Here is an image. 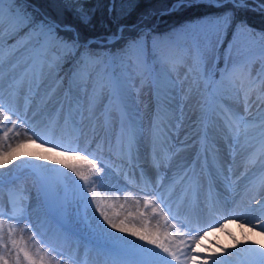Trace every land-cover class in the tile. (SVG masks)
Here are the masks:
<instances>
[{
    "label": "rangeland",
    "instance_id": "1",
    "mask_svg": "<svg viewBox=\"0 0 264 264\" xmlns=\"http://www.w3.org/2000/svg\"><path fill=\"white\" fill-rule=\"evenodd\" d=\"M195 21L188 22L184 28L194 24ZM182 29L180 27L175 35L170 37L171 39H162L161 44L165 52L174 55L183 53L184 55V59L177 60L175 67L171 70V77L175 79L178 85L173 93L175 99L172 101L171 107L165 103L163 92L158 97L153 76L142 65L122 66L118 60L113 63L110 57L99 66L89 65L87 68L79 70L76 68L66 72H60L62 61L59 67L52 69H49L45 64L42 75H38L35 83L30 88L28 80L31 78V72L35 70L40 73L41 71L42 56L39 54V45L34 39L28 41L23 33L17 35L13 40H9L7 25H5L4 32L0 34L2 35L0 49L7 55L10 44L19 42V48L14 55H8L6 60L2 62V66H0V98H2L5 105L13 106L18 111L22 105L26 109L31 108V112L27 114L28 121L33 118L36 121L38 120L37 123L46 127L52 125V128L54 126L61 128L62 132L55 136L57 141L76 142L86 150H91L95 155L83 152H80V154L88 156L89 160L103 161L101 166H109L106 170L111 171L112 175L121 183L127 182L121 175L122 169L115 170L113 167L119 159L124 161L120 158L118 141L124 139V134L127 133L129 128H125V123L121 118V115H124L125 112L123 113L122 110L121 113L120 109V112H118L117 108H121V105L127 103L132 108L143 110L146 113L145 127L147 128L141 129L146 140L153 144L155 139L159 137L155 128L158 122L154 125V117L165 116L164 114H166L168 118H172L170 116L174 114L173 117L184 119L190 115H188L190 110H196L199 113V123H201L199 127L194 128V134L197 138L195 146L198 145L200 154L206 157L205 147L203 146L205 135H207L208 154L215 148L223 150L229 157L235 155L238 150L240 151V159L243 154H250L251 163L247 166L241 164L240 169L242 170L235 172V177L238 178L249 168H253L257 164L264 165V155L260 153L261 144L264 142V128L261 127V124L264 123V68L258 83L249 84L250 79L256 74V71L253 70L259 64V54L264 55V42L257 44L256 38L247 33H240L235 37L233 36L232 41L225 47L222 64L217 66L215 63L217 59L216 50L205 51L203 62L197 63L194 53H190L184 47L186 43L190 45L191 36L186 35ZM149 44H151V40ZM229 45H231L230 50ZM217 47L218 45L216 49ZM55 55L54 52H48V60L50 61ZM226 62L230 74L229 79L221 83L216 89V94L212 95L210 90L204 87L205 81H220L219 72L225 68ZM13 65H17L14 70ZM215 70H218V73ZM78 71L79 75H76ZM26 72L29 76L25 79L22 88L10 87ZM117 76L120 77L119 83L115 79ZM42 80L45 81V85L47 83L50 85L48 90L40 89L38 86L43 82ZM232 81L236 83V88H233ZM197 82L199 87H197ZM246 91H249L247 102L245 98ZM71 93L74 95L73 99L70 98ZM52 95L55 96V102L51 101ZM124 96L127 97V100L123 99ZM75 99H86V102L83 106ZM70 105L73 116L78 110L80 114L83 110L87 112L86 127H82L77 122V125H72V119L68 118ZM221 110H228L244 117L243 121H237L239 124L237 132H228ZM52 112L56 113L59 123L53 119L50 124H47V121L50 120L49 113ZM92 113L94 114L93 117H91ZM5 114L9 113L6 112ZM13 116V121L17 120V117ZM169 123L171 124V121ZM158 124L157 128H159ZM90 126L93 128L89 133L87 128H91ZM8 127H11V124ZM164 128V126L159 128V133L161 130L165 133ZM230 135L232 136L231 140L228 138ZM10 138L11 135L9 140ZM62 151L67 150L62 149ZM158 158L163 161L164 157L158 156ZM22 159H34L37 164L45 163L33 157ZM245 160L248 161V159ZM125 165L129 167L128 162ZM163 168L156 169L162 170ZM64 173L57 166H52L51 169H36L30 165L22 164L21 160L17 161L13 166L11 165V167L0 172V180H2V183H0V212L10 211L9 195L14 192L18 193L23 197L26 215L29 216L33 212H39L46 220L45 229L49 234V239L57 241V244H55L40 238V236L37 237L38 242L46 250L58 258L70 262V264H87L86 260L90 264H103L106 261L113 264V262H116L115 253L108 243L99 241L100 239L97 236L100 235L93 231V225L90 223V218L97 215V213H94V205L90 208L85 202L79 188L72 179L74 175L69 173L65 177ZM58 180L60 183H57ZM250 184L248 188L250 193L243 201V206L245 205L246 208H249L250 201L254 203L255 200L264 198V194H260L264 189H261L259 185L253 187V184ZM49 185L55 187L58 192V200L47 193L46 189ZM133 187L134 191L144 195V192L141 191L142 187ZM253 188L258 190L257 194L259 195H251L253 194L251 193V190H254ZM148 190L152 191L153 188L149 187ZM205 190H208V187ZM210 192L211 190L204 197L199 196L193 200L196 217L200 223H210L218 218V215L209 209L212 206V200L210 199L212 194ZM246 214L251 217L261 215L255 208H249ZM6 218V216H0V219ZM176 220L180 221L184 228L192 233H197L196 229H199V227L186 223V220L184 221L181 216H177ZM8 222L15 223L18 229L23 228L25 224H30L29 221L25 223L27 219L20 221L21 225L17 224L15 220H9ZM79 223H82V225H79ZM244 223L246 227H252V223H249L248 220H245ZM28 230L32 232L33 228L31 227ZM62 230L67 233V236L71 237L62 235ZM261 231H264V229L248 230L240 234L239 237H230L225 246L218 244L213 238L203 239L198 246L202 253L200 257L203 258L205 249L210 254L219 248H225L234 255L231 257L225 256L224 264H241L244 256L242 253H237V249L241 248L245 238L264 243V236L260 235ZM20 234H18V238H20ZM26 236L28 237L27 234ZM236 241H241V245H236L233 248L232 246L236 244ZM9 247H11L10 244ZM107 251L110 253H107ZM99 252L107 254L106 256L101 255V263L94 262L97 260L98 254L100 255Z\"/></svg>",
    "mask_w": 264,
    "mask_h": 264
},
{
    "label": "snow or ice",
    "instance_id": "2",
    "mask_svg": "<svg viewBox=\"0 0 264 264\" xmlns=\"http://www.w3.org/2000/svg\"><path fill=\"white\" fill-rule=\"evenodd\" d=\"M51 7L54 10L47 11L32 5L29 0H0V34L4 32L5 25H7L9 40H13L17 35L23 33L28 41L34 39L39 45V54L42 56L41 71L40 73L35 70L31 72V78L28 80L30 88L35 83L38 75H42L45 64H47L49 69H52L59 67L62 60L74 59L79 70L87 68L89 65L99 66L108 57H111L113 63L118 60L122 66L142 65L145 70L152 74L153 82L157 87L158 97L163 92L165 103L171 107V103L175 99L173 93L178 87L175 79L171 77V70L175 67L177 60L184 59L183 53L174 55L165 52L161 47L162 38L152 37L151 44H149L150 29L145 31L142 28L134 36H130L127 39L124 37L125 27L123 25L119 26L115 31H109L103 35L91 37L85 35V30L94 28L96 22L95 10L88 5L87 0H55ZM127 7H131V5ZM191 7L207 9L194 24L182 29L186 35L191 36L190 45L186 43L184 47L190 53H194L197 63L203 62L205 51H215L216 46L223 43L221 37L227 35L230 30H232L234 37L240 33H247L253 38L259 36V39L264 42V32L257 33L249 25L247 19L241 15L247 12L264 14V0H251V3L249 0H176L169 11ZM108 10L110 13H115L114 0ZM124 10L125 6H122L121 14H123ZM0 39H2V35H0ZM18 48L19 42L10 44L7 55L0 49V66H2V62L6 60L7 56L14 55ZM230 49L231 45H229ZM48 52L56 53L50 61L47 58ZM12 67L14 70L17 65ZM76 75H79V71ZM219 75L221 79L218 82L205 81L204 87L210 90L212 95L216 94V89L221 83L229 79L230 74L227 62L225 68L219 72ZM28 76L29 74L26 72L10 87L22 88ZM162 78L167 79L169 85L167 89H161L160 87ZM115 79L117 83L120 82V77L117 76ZM231 83L233 88H236V83L234 81ZM197 87H199L198 82ZM249 91L245 92L246 102ZM123 99L127 100V97L124 96ZM6 112L9 114L6 115ZM221 112L228 132H237L239 128L237 121H243L244 117L228 110H221ZM13 115L17 117V120H12ZM72 116L70 105L68 118L71 119ZM25 123L27 121L15 107L5 105L0 99V133H2L0 135V169L6 168L18 159L21 160L22 164L30 165L36 169H51L52 165H60L61 170L67 168L70 173L74 174L72 179L79 188L85 202L89 206L94 205V213H99L97 220L101 224L105 242L110 245L115 255L123 258L122 264H172V262H175V264H224L225 256L231 257L234 255L225 248H219L210 254L205 249L203 258L195 259L193 258L194 255L196 257L202 255L201 252L193 253L191 250L193 245L199 243V232L201 229H196V235L188 236L189 243L187 247L189 251L185 252L162 242L158 231L150 232L146 226L137 228L135 221L138 217L143 218L144 212L137 211L136 215H133L131 211H128V215L124 219L109 215L105 201L111 199V197L107 194L102 196L99 191V189L106 187L104 183L105 175L102 174L106 173V168L109 166L102 167L103 161L89 160L88 156L80 154L81 150L78 148L46 139L45 134L38 131L34 125L25 129L22 133L16 131L18 128H22ZM9 124H11V127H8ZM172 127H176V125H172ZM261 127L264 128V123L261 124ZM165 128L166 132L162 134L167 139V136L171 135V128L167 126ZM10 133H14L16 137H23V139L15 140L16 148L28 142H35V140H43L44 144H52L53 147L45 149V154L43 155L24 152L16 155L13 152V144L9 143ZM228 138L231 140L232 136L230 135ZM44 144H41V147H44ZM137 145L136 131L133 128H129L127 133L124 134V139L118 141V151L122 157L126 156L127 161L131 163L137 159L134 154L139 152ZM203 146L207 157V135L204 137ZM61 148H66L67 151H57ZM218 151L219 149H213V152ZM260 153L264 155V142L261 144ZM90 155L95 154L90 153ZM22 157H35V159L45 163L37 164L34 159L24 160ZM85 165L87 166V172L84 170ZM153 166L161 168L165 165L162 160L156 157L154 158ZM63 175L67 177L68 173ZM144 175V172L141 171V178ZM187 177L188 173L184 172L180 176V181L183 182ZM81 181L83 183H80ZM0 183H2V180H0ZM57 183H60V181L58 180ZM252 184L253 187L259 185L261 189H264V175L254 178ZM162 186V184H159L152 191H149L147 187L142 189L144 192L142 204L145 210L150 208L153 214L162 217L166 222L165 227H175L167 223L169 215H171L172 219H176L177 216L172 213L171 206L160 191ZM46 190L50 196L58 200V192L55 187L49 185ZM130 198L131 194L125 193V202ZM8 202L10 211L0 212V216L7 217L6 219H0V264H48L46 256L41 254L38 247L33 252L31 247H35V245L30 247L26 244L23 235L19 239L16 238L18 231L23 233L31 228L32 225L25 224L23 228L18 229L15 223L8 222L9 220H15L18 223L22 220L30 219L26 215L22 195L15 192L10 193ZM134 203L139 208L141 200L136 199ZM249 208L257 209L261 215L251 217L246 213L240 212L230 213V215L245 218L249 223H252L249 231L264 229V201L255 200L254 203L250 201ZM116 233H124L125 235L118 236ZM179 234L186 235L185 233ZM260 235L264 236V231H261ZM34 237L35 233H33ZM9 244L11 247H9ZM236 245H241V241H236V244L232 247L235 248ZM156 249H159V251ZM237 253H242L244 256L241 264H264V243H260L257 240L245 238L241 248L237 249ZM56 264H60V261L57 260Z\"/></svg>",
    "mask_w": 264,
    "mask_h": 264
},
{
    "label": "bare ground",
    "instance_id": "3",
    "mask_svg": "<svg viewBox=\"0 0 264 264\" xmlns=\"http://www.w3.org/2000/svg\"><path fill=\"white\" fill-rule=\"evenodd\" d=\"M47 85H45V81H43L38 86L40 87V89L42 88L48 90L50 88V85L48 83ZM168 86L169 85L167 83V79L162 78L160 84L161 89H167ZM73 97L74 95L71 93L70 98L73 99ZM52 100L55 102L54 95L51 96V101ZM75 100L77 101L78 99ZM78 102L84 106L86 99L78 100ZM121 106L122 107L117 108V110L118 112L121 111V113L122 110L123 113L125 112V117L123 114L121 115V118H123V122L125 123V128L135 129L139 152L134 153L137 156V159L133 160L131 163L127 161L126 156H120V158L124 159V161H120L119 159L113 167L115 170L122 169L121 175L127 182L121 183L112 175L111 171L108 170H106L105 174H102L105 175L104 183L106 187L99 189V191L102 196L107 194L111 197V199L105 201V206L109 215L116 216L118 219H124L125 217H127L128 211H131L133 215H136L137 211L144 212V217H138L135 221V226L137 228L146 226L150 232L158 231L160 240L165 244L181 251H189L187 247L189 243L188 236L196 235L197 233H192L188 229L184 228L182 223H180V221H177L176 219H172L171 215H169L167 223L169 225H174L175 227H165L166 222L162 217L153 214L150 208L145 210L142 204L144 195H140V193L132 189L134 188L133 186H140L143 189H145V187H147V189H149V187H152L154 190L157 185L162 184L163 186L160 191L163 193L168 204L171 206L172 213H175L176 216H181L184 221L186 220V223L195 225L199 227V229H201V231L199 232V243L192 246L191 250L193 251V253L195 251H201L198 246L203 241V239L213 238L218 242V244L225 246V243L230 240V237H239L240 234H243L250 229V227H246L244 223V221L247 219L238 218L236 215H230V213L248 212L249 208H246L245 205L243 206V201L248 197L250 193L248 192V188L251 185L250 183L253 182L254 178L260 177L262 174H264V165L257 164L253 168H249L248 170H246L247 172H243L242 176H240L241 178H237L235 177V172L242 170L240 169L241 164L247 166L251 163V158H249L250 154H243V156H241V159L239 155L240 151H238L237 149L235 155H231L230 157L221 149H219L218 152H213L212 150L211 152H209L207 157H204L202 154H200L198 145L195 146L197 143V138L194 134V128L197 126L199 127V124L201 123H199V113L196 110H190V112L188 113V115H190L186 116L184 119H177V117H173L174 114L170 116L172 118H168L166 114H164L165 116L154 117V125L158 122L159 124H157L159 128H163V126L171 128V135L167 136L166 139L165 135L162 134L164 133V131L161 130L159 133V128H157L156 124L155 128L159 134V137L155 139L153 144L149 140H146V137H144V133L141 129L147 128L145 127L146 113L143 112V110L132 108L130 107V105L128 106L127 103ZM18 112L22 117L25 118L27 123H25L22 128H18L16 131L22 133L23 131H25V129H28L30 126L34 125L38 131H41L45 134L46 139L57 141L55 136L58 133L62 132L61 128L59 129L56 126L52 128V125L46 127L40 123H37L38 120L36 121V119L34 120L33 118L28 121L27 114L31 112V108L26 109L24 105L20 107V110ZM93 115L94 114L92 113L91 117H93ZM49 118L50 120L47 121V124H50L51 120L53 119H55L58 123L60 122L58 121V117L55 112L49 113ZM87 118L88 116L85 110H83L81 114L78 110V112H76L75 115L71 118L72 125L75 126L78 123L82 127H86ZM148 120L150 119L148 118ZM169 121H171V124L169 123ZM172 125H176V127H172ZM92 128L93 127L87 128L89 133ZM164 129L166 132V128ZM10 135L11 138L9 140V143L13 144V152L16 155H19L21 152L43 155L45 154V149L53 147L52 144H44L43 140H35V142H28L26 144H22L19 148H16L15 140L23 139V137H16L14 133ZM194 141H196V143L193 145ZM58 142L66 145H71L73 148H78L85 154L93 153L91 150H86L83 146L77 144L76 142ZM41 144H44V147H41ZM62 149L67 150L66 148H61L57 151H62ZM47 154L51 155L52 153ZM158 156L164 157L163 162L165 166L162 170H157L153 166L154 158ZM245 159H248V161H246ZM19 160L20 159L14 161L13 164L8 165L4 169H0V172L6 170L8 167H11V165L13 166L14 163ZM127 162L129 164V167H126L125 165V163ZM52 166H57L61 169L60 165ZM84 170L85 172H87L86 165L84 167ZM141 171H143L145 174L143 178H141ZM63 172L68 174L70 173L67 168H63L62 173ZM184 172L188 173V177L183 182H181L180 176H182ZM125 173H127V175H125ZM207 187L208 190H205V192L204 189ZM253 189L254 190H251V193H253L251 194L252 196L256 195L258 192V190H256L255 188ZM210 190V193L212 194V198H210L212 200V206H210L209 209L210 211L216 213L218 215V218L215 221H211L210 223H200L199 219L196 217L193 200L199 196L204 197V195ZM125 193L131 194V198L127 202H125ZM260 194H264V191L260 192ZM136 199L141 200V205L139 206V208H137L134 203ZM262 200H264V198ZM91 207L92 206H90V208ZM29 217L30 219H27V222L25 223H28V221L30 222L33 228L32 232L27 229L23 232V234H20V232L18 231L16 234V238L19 239L18 234H20V236L23 235L24 242L26 244H28L30 247L32 245H35V247H31V250L33 252L35 251L36 247H38L41 251V254H44L46 256L48 264H56L57 260L60 261V264H70V262L68 263L63 259L56 257V255L46 250L38 242L37 237L40 236V238L57 244V241H55V239H49V234L45 229V218L37 211L35 213H31ZM98 217L99 213L97 212V215L90 218V223L93 225V231H95L97 235H100L97 237L100 239L99 241L102 242L105 241V237L102 232L101 224L98 223ZM17 224L21 225L22 223L18 222ZM79 225H82V223H79ZM202 226H204L205 228H202ZM104 227H106V225H104ZM62 232V235L67 236L66 232H64L63 230ZM32 233H35L34 238ZM179 233H185L186 235H180ZM26 234L28 235V237L26 236ZM116 235L124 236L125 234L116 233ZM182 241L183 243H181ZM156 250L159 251V249ZM107 253L110 252L107 251ZM101 255L106 256L107 254L105 252L100 253V255L98 254L97 260L94 262L98 261L99 263H101ZM115 257L116 262H113V264H122L123 258L116 255ZM193 258L202 259L201 257L196 256H193ZM86 263L90 264L88 260H86ZM103 264H112V262L106 261ZM172 264H175V262H172Z\"/></svg>",
    "mask_w": 264,
    "mask_h": 264
},
{
    "label": "trees",
    "instance_id": "4",
    "mask_svg": "<svg viewBox=\"0 0 264 264\" xmlns=\"http://www.w3.org/2000/svg\"><path fill=\"white\" fill-rule=\"evenodd\" d=\"M55 0H29L32 5L41 8V10L53 11L51 7ZM116 11L110 13L113 0H87L90 7L95 10V26L85 30V35L96 36L103 35L109 31H115L119 26L125 27V39L134 36L142 28L147 31L151 30L152 37L170 38L175 35L177 30L184 28L188 22L197 20L207 9L203 7L184 8L177 11H169L176 0H114ZM251 3V0H249ZM131 5V7H127ZM122 6L125 10L122 13ZM249 25L256 30L257 33L264 32V14L259 12L242 13ZM222 44H219L216 49L215 63L218 65L223 62V53L225 47L232 41L233 34L230 30L227 35L221 37ZM257 44L262 41L259 36L255 37ZM163 48V47H162ZM164 49V48H163ZM111 58V57H110ZM259 64L251 70L256 71L253 78L250 79L249 84L258 83L264 68V55L259 54ZM62 67L60 72H66L77 68L76 60H62ZM66 69V70H65ZM215 72L218 73V70ZM66 76V75H64ZM63 77V76H62Z\"/></svg>",
    "mask_w": 264,
    "mask_h": 264
}]
</instances>
